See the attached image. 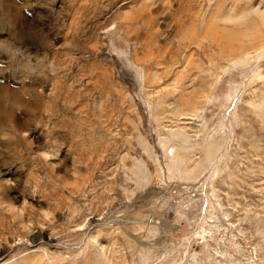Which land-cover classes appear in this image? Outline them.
Listing matches in <instances>:
<instances>
[{
	"label": "rangeland",
	"instance_id": "rangeland-1",
	"mask_svg": "<svg viewBox=\"0 0 264 264\" xmlns=\"http://www.w3.org/2000/svg\"><path fill=\"white\" fill-rule=\"evenodd\" d=\"M0 264H264V0H0Z\"/></svg>",
	"mask_w": 264,
	"mask_h": 264
},
{
	"label": "bare ground",
	"instance_id": "bare-ground-1",
	"mask_svg": "<svg viewBox=\"0 0 264 264\" xmlns=\"http://www.w3.org/2000/svg\"><path fill=\"white\" fill-rule=\"evenodd\" d=\"M14 11V10H13ZM14 28L15 29H17V30H19V31H22V33L21 34H25L26 33V26L24 25V24H15L14 25ZM20 34V33H19ZM12 96V95H11ZM13 100V103H20V102H22L23 100L20 98V97H18V96H16V95H14L13 96V98H12ZM12 114V112H6L5 113V116H9L10 117V115ZM8 122V121H7ZM10 124V123H9ZM17 126H19V127H22V129H23V124H17ZM20 214V213H19Z\"/></svg>",
	"mask_w": 264,
	"mask_h": 264
}]
</instances>
